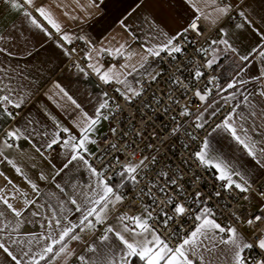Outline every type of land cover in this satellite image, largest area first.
Returning <instances> with one entry per match:
<instances>
[{
	"label": "crops",
	"instance_id": "crops-1",
	"mask_svg": "<svg viewBox=\"0 0 264 264\" xmlns=\"http://www.w3.org/2000/svg\"><path fill=\"white\" fill-rule=\"evenodd\" d=\"M42 2L50 8L54 18L61 24L62 30L70 35L72 41L83 37L84 45L77 48L76 52L86 58L88 69L80 66L70 68L67 65L68 52L63 44L69 43L62 40L60 34L32 9L28 10L32 11V15L52 34L51 37L32 25L22 11L14 9L11 6L12 0H0V48L7 50L0 52V96L10 95L16 102L23 99L19 108L0 102V148H3V141L7 139L9 130L18 129L21 133L20 139L9 141L14 147L5 148V156L0 157V173H3L0 175V196L8 199L22 212L20 217H14L6 205L0 202V212L4 213V217H0V227L11 222L8 230L0 232V238H6L8 232L16 228L11 232V238L20 243L10 246L18 257L22 255V250H28L29 240L33 241V253L41 250L46 243L42 237L47 235V222L53 211L61 219L67 215L70 221L78 222L81 214L74 210V206L69 202L70 198H75L78 203L83 204L86 197L92 195L97 182V177L82 162H73L64 168L67 160L66 150L59 145L51 150L46 149L45 141L58 131L53 117L61 125L68 127L73 134L79 135L75 125L80 121L81 109L92 116L99 105L107 101L105 91L94 76L102 80L101 75L108 71L115 73V78H111L109 82L114 83L119 93L125 98L134 97L133 93L139 90L137 80L146 76L153 78L160 69L146 48L162 44L168 37L184 29L188 21L197 15L196 8L202 9L208 15L207 19L202 18L209 25L224 29L229 34L225 38L237 49L236 53L227 52L237 63L228 82L243 78L246 83L237 82L236 88L228 89L227 92H216L212 95L210 93L204 106L194 115V120L196 123H206L214 116L213 111L216 114L224 105L223 97L229 96L227 101L231 103L230 110L217 119L204 137V140L208 139L210 142L209 156L230 162L231 167L251 185L255 184L258 189L264 191V165L248 156L228 133L223 130L213 131L216 124L233 112V123L238 128L240 125L248 128L249 135L254 137L258 148L264 144V96L260 95L264 90V79H251L259 76L261 67H264L259 55H255L247 70L237 76L243 63L239 60V55H247L253 49L264 50V39L259 35L264 33V0H217V5L227 3L234 6L231 18L225 17L218 23H213L215 12L211 0H94L93 6H90V0H36L37 5ZM237 5L239 7H235ZM24 7L27 8V5ZM240 9H243L251 25L235 27L236 24L242 23L241 18L236 15ZM71 16L78 19H71ZM121 21L129 25L130 31L124 30ZM220 38L221 35L215 41ZM120 45H124V48L118 54L115 49ZM106 48L109 49L108 52L103 51ZM224 48L222 44H213L216 57L226 54ZM102 53L106 54V59H101ZM145 56L146 62L143 59ZM57 84L81 105V109L75 107L56 87ZM231 93H235L234 99L231 98ZM217 96L218 100L207 108V101H212ZM5 109L11 112V116ZM253 112L256 113L255 116L251 115ZM197 116H202V121H197ZM105 129L106 122L102 119L95 126L92 135L98 136ZM44 133H47V136H44ZM202 144L198 151L201 150ZM38 147L41 149L39 152ZM93 150L94 147L88 145V153ZM9 159L22 169L23 175L18 174L7 162ZM259 159L264 161V156ZM210 168L218 176V172L213 167ZM57 172L60 174L56 175ZM41 175L46 179H41ZM25 176L38 186L39 191L32 189L24 179ZM233 179L243 183L239 176H233ZM8 180L12 182L11 185H8ZM109 183L120 194L118 182L111 180ZM26 200L36 203L26 204ZM246 202L251 210L264 205V200L253 192L248 195ZM61 203L66 210L64 212L61 211ZM118 205L119 203L114 208L110 206L106 227H122L119 217L123 214L117 212ZM141 217L145 218L142 215ZM98 226L100 225L93 230L80 232V241H69V247L75 250V255L69 258L68 264H76V257L79 255L92 256V253L87 251L90 245L97 247V255L106 250V244L100 238L108 233L105 227L102 232L96 234ZM241 236L243 237L242 234ZM111 242L112 240L109 241ZM113 246L115 247V244ZM0 264H9L2 251ZM40 264H46V261H41ZM53 264H63V258H57ZM219 264H226L223 255L220 256Z\"/></svg>",
	"mask_w": 264,
	"mask_h": 264
},
{
	"label": "built area",
	"instance_id": "built-area-1",
	"mask_svg": "<svg viewBox=\"0 0 264 264\" xmlns=\"http://www.w3.org/2000/svg\"><path fill=\"white\" fill-rule=\"evenodd\" d=\"M196 22L201 25L200 33H186V38L179 42L183 49L180 53L161 52L160 56L152 57L160 67L159 72L155 79L140 77L137 80L140 95L131 100L123 97L114 83L94 76L106 93L111 112L108 108L102 111V115L108 117L104 119L106 129L98 136L91 135L96 143L89 144L94 150L85 154L86 159L104 179L118 182L123 200L117 212L123 216L142 215L147 219V209L152 214L148 221L150 226L170 245L178 244L196 226L198 222L194 217L203 207L202 201L213 210L218 223L236 227L245 240L255 245L256 236L264 232V222L249 226L245 221L260 215L264 205L251 210L246 198L253 192L264 200L261 195L264 191L255 184L246 193L226 190L225 182L195 155L211 126L231 108V103L225 102L203 128H197L194 115L205 101H200L195 94L209 89L211 95L218 92L217 85L225 87L237 67L229 53L219 57L214 53L211 42L221 35L219 27L209 25L203 18ZM63 45L68 52L70 68L88 69L86 58L76 52L84 45L83 39L75 38L72 43ZM100 57L106 59V54ZM209 60L214 61L211 67H208ZM197 71L202 73L200 77L195 76ZM213 78L215 83H210ZM185 109L189 114L181 115ZM145 157L149 158L147 166L139 170L136 183L127 176L122 178L120 173L125 165L138 164ZM169 179L176 183L170 184ZM160 188L165 191L161 192ZM197 193L200 194L198 199ZM176 204L187 209L184 215L175 213ZM168 217L174 219L168 220ZM165 220H168L167 227L163 223ZM106 226V223L98 226L95 233L102 232ZM247 255L253 259L264 258V252L255 247L248 250Z\"/></svg>",
	"mask_w": 264,
	"mask_h": 264
},
{
	"label": "snow or ice",
	"instance_id": "snow-or-ice-1",
	"mask_svg": "<svg viewBox=\"0 0 264 264\" xmlns=\"http://www.w3.org/2000/svg\"><path fill=\"white\" fill-rule=\"evenodd\" d=\"M242 2V0H241ZM27 5V8L24 7ZM94 5V0H90V6ZM211 5L215 12V17L213 23H218L219 20L225 17L231 18V13L234 11V6L231 4L223 3L217 5V0H211ZM11 6L14 9L22 11V14L30 20L31 24L37 29L44 31L49 37L51 33L44 28L43 24L37 19L36 16L32 15L34 11L38 17L42 18L47 22L56 33L60 34L61 39L67 43H72V38L70 35L62 30L61 24L57 22L54 18L52 11L45 4H36V0H12ZM239 7V5L235 6ZM28 9H32L29 11ZM196 17L193 22L186 28L177 32L174 36H170L162 44L146 48L149 55L153 57L160 56L161 52H166L169 55L174 53H180L183 49L180 46V40L186 38V33L189 31H194L200 33L201 25L196 21L200 20L202 17L207 19L208 15L203 12L202 9L196 8ZM68 15V13H65ZM242 20V23L236 24V28H242L246 24L251 25V21L248 20L243 9L236 12ZM71 19H78L75 16H71ZM121 26L125 31H130L129 25L124 21H121ZM221 37L218 41H212V44H222L225 46L223 51L225 53L231 51L233 53L237 52V49L233 47L232 43L227 37L229 34L224 31L223 28L220 30ZM202 34V33H201ZM261 39H264V33H259ZM83 39V37H79ZM63 47V45H60ZM124 45H120L115 51L119 54ZM6 49L0 48V52H6ZM104 52H108L109 49H103ZM11 55V53H8ZM259 55L261 64L264 65V50L253 49V51L247 55H239V60L243 62L239 68L237 76L243 73L250 66V60L255 56ZM144 61H147V56H145ZM213 60L208 61V67H211ZM143 67V64H141ZM97 70L98 69H94ZM201 72L197 71L195 73L196 77H200ZM111 78H115V73L108 71L101 75V79L105 82H109ZM155 79V77H153ZM251 79L260 80L264 79V67L260 69V75L252 77ZM237 82L239 84H244L246 81L241 78L239 81L232 80L227 83L226 87L221 88L217 85L218 92H227L228 89L236 88ZM210 83H215V78H213ZM61 92L75 105L77 109H81V105L78 104L71 96H68L67 92L60 87L59 84L56 85ZM211 90H207L205 94L200 91L196 92V96L200 101H205L207 94H210ZM133 95H140L139 92H134ZM261 96H264V90L260 92ZM231 98H235V93L230 94ZM127 99L131 100L132 97L128 96ZM225 102L229 99V96H224ZM247 100V97H245ZM0 102H6L13 107L19 108L23 103V99L19 102L14 101L10 95L0 96ZM108 108L111 112V108L107 101L101 103L96 109L92 116L81 109L80 121L75 125L79 131V135L73 134L68 127H64L53 117L54 124L58 131H56L51 137L45 141L46 149H53L54 146L59 145L62 149L66 150L67 160L64 168H67L73 162H82L87 165L91 173L97 177V182L95 188L92 190V195L86 197L83 204L78 203L77 199L70 198V204L74 206V210L81 214L78 222H73L68 219L67 215L63 218L57 217L55 211L51 213V217L48 219L47 235L42 237L46 242L39 252L33 253L31 245L32 240L27 241L29 245L27 251L22 250V255L17 256L15 251L11 248V245H18L20 242L17 240H12L11 232H14L16 228H12L8 232L6 238H0V251L6 255L9 260V264H40L41 261H46V264H53L57 258H63V264H68L70 257L75 255V250L70 249L69 241H80V232L85 230H93L97 225L104 224L107 219L108 210L111 207H115L117 203H121L123 200L122 195L118 194L116 189L109 183L108 180L104 179L102 173L89 163L86 159L88 153V145L90 143H96L95 140L91 139V135L95 129V126L100 123L102 119H108L107 116L102 115V111ZM7 112V109H5ZM11 116V112H7ZM187 109L181 113V115H188ZM215 115V111H213ZM255 116L256 113H251ZM234 113L230 112L225 116L222 121L216 124L213 131L223 130L228 133L231 138L239 145L243 150L246 151L247 155L256 160L257 163L264 165V161L260 160L259 157L264 156V144H261L258 148L257 143L253 136L249 135V129L240 125L239 128L233 123ZM202 116H197V121H202ZM197 128H203L204 123L200 122L196 124ZM114 131V130H113ZM7 139L3 141V148H0V157H4V149H12L14 147L13 143L9 141L18 140L21 137L20 131L9 130L7 132ZM47 136V133L43 134ZM112 147H115L113 145ZM211 149L210 142L205 139L202 144L200 151L196 152L197 160L205 165L213 167L217 172V178L220 181H224V188L231 191L236 189L239 192L246 193L249 192L252 185L245 179L235 168L231 167L230 162H226L224 159L211 158L209 156V151ZM37 151H41L38 147ZM148 157L142 159L138 164H127L122 168L120 175L127 178L132 182H137V175L142 167L147 166ZM15 171L23 175L22 169L17 167L12 160L7 161ZM152 162H155V158H152ZM60 173L57 172L56 175ZM3 175V173H0ZM166 175V174H163ZM233 176H239L243 183H239L233 179ZM41 179H46L43 175ZM7 180V177L5 178ZM27 183L30 184L34 191H39L38 186L33 183L28 177H24ZM170 184H175L174 180L169 179ZM12 182L8 180V185ZM14 187V186H13ZM57 187H60L57 185ZM161 192H164V188H160ZM150 194V193H149ZM197 199L200 194L197 193ZM217 196L220 195L219 192L216 193ZM264 196V192L261 193ZM0 202L6 205L7 209L11 211L14 217H20L22 212L17 210L13 204L9 202L3 196H0ZM171 203V199L168 201ZM26 204H35V201L29 202L25 201ZM203 207L195 215V221L197 223L196 227L187 235L180 239V242L175 246L170 245L162 236L149 224V220L152 219V214L147 209L148 212L147 219L141 216H120L119 219L122 223V227L117 228L109 225L106 227V235L102 236L100 239L106 244V250L98 253L97 247L90 245L87 249L88 252L92 253V256L86 257L84 255H79L77 260L80 264H136L137 260L142 262V264H219L220 256L223 255L226 258V264H264V258L253 259L247 255L248 250H252L254 247L258 248L261 252H264V232H261L256 236V244L248 242L245 240L241 234L238 232L236 227L232 226H222L218 223L214 217V212L209 208L203 201L201 202ZM61 211H66L63 203L60 205ZM67 211H72V209H67ZM174 211L178 215H184L187 209L181 204H176ZM34 215L36 213H33ZM0 217H4V213L0 212ZM174 219L173 217H168V220ZM237 219H239L237 217ZM168 220H165L164 226H168ZM264 222V210H262L260 215L254 216L248 219L245 223L249 226H254L257 223ZM10 223L3 224L0 227V232H4L9 229ZM17 226L19 221L17 220ZM79 230V231H77ZM110 234V235H109ZM114 238V239H113ZM112 240L111 243L109 241ZM10 241V243H9ZM118 242V243H117ZM115 244V247L113 246ZM58 246V247H57ZM27 257V260H25Z\"/></svg>",
	"mask_w": 264,
	"mask_h": 264
},
{
	"label": "rangeland",
	"instance_id": "rangeland-1",
	"mask_svg": "<svg viewBox=\"0 0 264 264\" xmlns=\"http://www.w3.org/2000/svg\"><path fill=\"white\" fill-rule=\"evenodd\" d=\"M146 77H149V76H146ZM149 78H150V77H149ZM206 92H207V90H205L203 94H205ZM208 95H209V94H207V96H208ZM207 96H206V98H207ZM216 100H218V96H217L215 99H213L212 101H211V100L207 101V103H206V107H207V108H210V107L214 104V101H216Z\"/></svg>",
	"mask_w": 264,
	"mask_h": 264
},
{
	"label": "trees",
	"instance_id": "trees-1",
	"mask_svg": "<svg viewBox=\"0 0 264 264\" xmlns=\"http://www.w3.org/2000/svg\"><path fill=\"white\" fill-rule=\"evenodd\" d=\"M136 264H142V262H140V261L137 260Z\"/></svg>",
	"mask_w": 264,
	"mask_h": 264
}]
</instances>
